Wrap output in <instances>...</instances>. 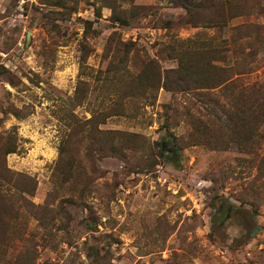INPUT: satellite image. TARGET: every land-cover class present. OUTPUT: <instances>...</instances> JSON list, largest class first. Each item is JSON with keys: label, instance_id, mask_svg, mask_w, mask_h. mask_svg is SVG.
<instances>
[{"label": "rangeland", "instance_id": "374dc122", "mask_svg": "<svg viewBox=\"0 0 264 264\" xmlns=\"http://www.w3.org/2000/svg\"><path fill=\"white\" fill-rule=\"evenodd\" d=\"M110 1L0 0V133L17 142L5 163L34 180L26 196L35 205L61 197L49 194L67 115L87 118L92 104L106 107L119 94L106 97L102 77L111 60L126 56L124 44L131 50L122 66L134 73L151 58L161 69L177 66L174 45L212 46L210 63L233 84L212 90L220 100L264 82V0H195L199 16L213 20L208 27L176 21L186 13L177 0H115L114 8ZM109 37L121 50L114 58ZM79 85L87 100L74 105ZM190 96L147 88L135 115L106 118L99 128L137 133L156 164L146 165L147 151H128V161L97 156L101 191L64 201L66 214L48 232L27 216L21 236L0 248V264H87L85 239L107 250L110 264H264V141L255 154L235 143L177 148L173 140L187 127L168 105Z\"/></svg>", "mask_w": 264, "mask_h": 264}, {"label": "trees", "instance_id": "16d2710c", "mask_svg": "<svg viewBox=\"0 0 264 264\" xmlns=\"http://www.w3.org/2000/svg\"><path fill=\"white\" fill-rule=\"evenodd\" d=\"M227 1L225 0L226 3ZM177 3L186 13L178 16L176 21L193 26H211L213 20L210 17L199 16L203 8L200 2L177 0ZM109 4L114 8L115 0ZM221 6L223 13L221 16H224L223 7L226 6L223 4ZM122 20L126 22L125 19ZM169 22L171 21L167 22L168 25ZM87 23L89 26L90 22ZM112 39L115 38L109 37L108 41L114 43L113 47L109 43L111 47L109 50L114 54V58L121 50L118 41ZM124 47L126 56L111 60L102 77L106 97H112L111 93L120 91L113 102L106 107H102V101L92 104L90 116L87 118H79L72 112L67 115L68 129L63 132L64 135L60 139L58 156L51 172L52 190L49 199L54 202L61 196L57 204L35 205L28 200L26 195H32L35 189L34 180L24 173L10 170L5 163L6 155L17 151L16 136L11 133L6 135L0 133V248L11 243L15 237L21 236L25 229L21 226L25 224L27 216L38 219L47 229V224L51 220L54 221L66 214L64 201L77 202L100 192L101 187L98 188L95 183L96 178L100 176L95 163L97 156L111 154L128 161V151H142L141 156H144L146 151L150 152L145 141L139 142L137 133L99 128V125L110 116L135 115L139 110L138 101L145 96L147 88L154 91L163 88L172 93L191 94L176 105H168L172 111L169 116H173L175 123L181 121L187 127L185 136L173 140L177 148L203 144L223 149L230 143H235L243 150L255 154L264 141V82L254 83L247 91L241 89L238 93L229 95L227 100H220L212 90L222 85L232 87L233 84L229 77L223 76L219 67L210 63L214 58L211 53L214 51L212 46L198 45L176 49L174 45L172 46L174 55L171 57L177 60V66L161 69L157 60L151 58L145 68L136 73L126 69L125 65L122 66L131 50L126 44ZM84 59L85 56L81 58V62H84ZM82 68L85 67L81 65V70ZM79 83L86 84V81ZM84 90L80 85L76 88L73 96L74 105L86 102L87 94ZM127 97L128 101L125 102ZM15 115L20 116L18 113ZM159 154H165L161 147ZM150 156L152 158L153 153L150 152ZM141 159L140 157V161ZM152 159L150 163H146L147 166L156 164L157 161ZM253 159L256 160V156L253 155ZM259 162L264 167L263 157L259 158ZM104 196L112 199L114 193L107 191ZM93 222L89 225L90 229ZM58 229L68 231L65 225L59 226ZM93 239L97 240V237ZM83 251L88 260L87 264H110L107 250L96 242L85 239ZM25 258V261L29 260L28 257Z\"/></svg>", "mask_w": 264, "mask_h": 264}]
</instances>
